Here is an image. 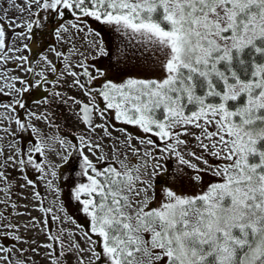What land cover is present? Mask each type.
Segmentation results:
<instances>
[{"label":"snow or ice","instance_id":"snow-or-ice-1","mask_svg":"<svg viewBox=\"0 0 264 264\" xmlns=\"http://www.w3.org/2000/svg\"><path fill=\"white\" fill-rule=\"evenodd\" d=\"M0 264H264V0H0Z\"/></svg>","mask_w":264,"mask_h":264},{"label":"rangeland","instance_id":"rangeland-1","mask_svg":"<svg viewBox=\"0 0 264 264\" xmlns=\"http://www.w3.org/2000/svg\"><path fill=\"white\" fill-rule=\"evenodd\" d=\"M113 45H121V41H120L119 39H113ZM33 50L35 51V44H33ZM134 51H135V49H132V48H129V49H128V52H129V58H130V62H131V63H136V57L132 55V53H133ZM57 123H59V124L62 125V124H63V120H62V119H58ZM42 131H43L45 134H47V135H53V136L57 135V130H56L55 127H51V128H43ZM64 131H67V129H64ZM129 131H130V132H135V129H134V128H129ZM57 147H59V146L57 145ZM50 158L53 159V160L55 161V156H54V154H51V155H50ZM55 162L58 163L59 161H55ZM64 171H65V169H61V172H62V173H63ZM167 179H169V177H167V176H161V177L159 178L161 184H162L165 180H167ZM204 179H205V182H207V181L210 179V177L205 176ZM61 185H62V187L64 186V185H63V179H62V178H61ZM158 187H159V185H158ZM40 190L43 192V187H41ZM185 190H186V191H192V190H196V191H198L199 189H188V188H186ZM49 199H51V197H49ZM64 199H67V192H65ZM21 203H26V201H22ZM31 214H32L33 216H39V215H40V214H39L38 212H36V211H33ZM19 219H20L21 221H23V220L25 219V217H20ZM28 235L31 236V235H33V233H28ZM38 239L43 240V237H38ZM24 247H27V246L24 245Z\"/></svg>","mask_w":264,"mask_h":264},{"label":"trees","instance_id":"trees-1","mask_svg":"<svg viewBox=\"0 0 264 264\" xmlns=\"http://www.w3.org/2000/svg\"><path fill=\"white\" fill-rule=\"evenodd\" d=\"M83 221H81V223H82Z\"/></svg>","mask_w":264,"mask_h":264}]
</instances>
